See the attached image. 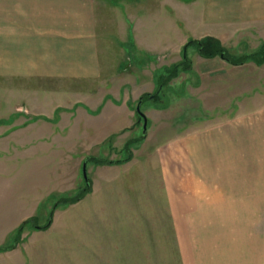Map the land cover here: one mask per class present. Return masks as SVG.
I'll use <instances>...</instances> for the list:
<instances>
[{
  "label": "rangeland",
  "instance_id": "1",
  "mask_svg": "<svg viewBox=\"0 0 264 264\" xmlns=\"http://www.w3.org/2000/svg\"><path fill=\"white\" fill-rule=\"evenodd\" d=\"M1 10L4 13L3 5ZM94 15L101 61L96 78L78 84L23 77L13 74L12 64L0 63V203L28 202L32 212L3 240L0 253L27 241L34 250L32 264H229L232 254L235 264L244 263L246 255L248 261L263 259L264 193L200 195L194 169L197 130L220 129L241 111L264 103V0H96ZM143 20L153 24L151 43L160 45L155 53L140 51ZM207 37L220 44L224 56L200 55L195 41ZM166 42L172 47H163ZM229 58L242 63L231 64ZM141 90L147 92L140 96ZM88 92H93L88 100L93 118L80 116L70 122L69 113L59 117ZM140 97L145 135L143 120L134 111ZM108 99L133 111L122 114L105 102ZM103 105H108V119L118 116V134L96 143ZM56 106L60 110L54 112ZM22 124L28 126L19 128ZM88 131L91 144L80 145L83 151L77 148L78 154L70 152L77 134L90 136ZM56 135L51 144L43 141ZM177 138L189 142L188 158L180 147H172ZM76 155L81 157L74 159ZM87 157L89 190L78 201L90 193L102 197L107 177L114 180L108 188L109 193L114 189V198H107L108 218L99 216L101 208L96 206L88 217L92 254L63 256L51 248L55 232L30 234L43 230L56 201L53 214L78 202L64 204L60 199L85 188L82 164ZM66 171H71L65 174L67 180L76 178L71 189L60 184L56 187L62 190L40 191L49 187L43 180ZM180 177L186 186L173 184ZM24 184L28 191H19ZM101 234L108 239L106 246Z\"/></svg>",
  "mask_w": 264,
  "mask_h": 264
},
{
  "label": "crops",
  "instance_id": "2",
  "mask_svg": "<svg viewBox=\"0 0 264 264\" xmlns=\"http://www.w3.org/2000/svg\"><path fill=\"white\" fill-rule=\"evenodd\" d=\"M0 1H4L0 4L1 6L3 5L4 10V13L2 10L0 12V63L12 64L13 74H20L23 77L68 79L78 84H80L78 82L80 80L87 81L96 78L97 65L101 62L98 54L94 15V1L96 0ZM120 8H118L119 12H121ZM119 14L123 15L122 12ZM121 22L125 23V20L121 18ZM142 25L143 28L138 30L144 37L142 41L144 49L140 50L139 45H136L135 48L146 54L148 52L155 53L157 51L156 47L158 48L160 45L154 44L155 42L151 43V37L154 39L155 36L152 29L153 24L151 20H143ZM165 38L168 39L167 36ZM163 47H172V44L166 42ZM164 50L167 51L166 48ZM119 89L121 90L120 86ZM78 90L72 91L77 92ZM146 92V90H141L138 94L141 96ZM91 95H93V92H88L84 97L80 95L83 98L68 106V110L60 111L59 117L61 118L69 113L72 115L68 119L70 122L79 120L78 117L80 116L86 119L87 117L93 118L94 115L90 112L92 103L88 102ZM105 102H108L109 106L113 108L121 109L120 113L122 114L125 109L129 113L133 111L129 105L125 106L122 102L114 103L109 99ZM58 109L59 107L53 109V111L56 112ZM107 109L108 105H103L99 109L101 115L98 118H101L102 126L98 135H94L96 143L118 134L115 129V126H118V116H111L112 118L108 119L105 114ZM26 126L22 124L19 128ZM56 126L61 128V124ZM76 126L81 128L82 124L76 123ZM112 128L115 130H112ZM88 132L90 134L92 131ZM57 135L51 138H43V141L51 144V140L54 142ZM196 141L195 157H197V166L194 172L197 181V191L200 195L204 192L215 193L222 191L225 193L235 191L264 193V103L257 108L241 111L220 129L213 127L197 130ZM91 142L92 134L90 136L82 134L78 136L77 134V138L74 141L75 146L70 152L78 154L77 148L83 151L80 145L91 144ZM187 144L189 142L185 138H177L172 147H180L181 155L184 154L185 158H188L189 150L186 149L188 148ZM80 157L76 155L74 159ZM70 172L67 173L66 171L63 175L54 172V178L42 181L49 187L41 188L40 191L48 193L50 189L51 192L55 191V189L62 190V187H56L60 184V186L68 184V188L71 189V185L76 178L73 177L71 180L69 177V180H67L65 174L70 175ZM122 178L124 177H121V181L123 180ZM113 181V179L108 177L105 179L102 197L101 195L97 197L94 193L88 194L81 201L69 206L68 209L55 212L50 227L32 231L33 233L30 235L40 236L47 234L49 236L55 232L54 235L56 236L52 237V239H55V243L51 240L50 244L53 247L48 245L47 248L59 249L60 255L63 256L69 254L91 255L93 238L87 235V225L90 222L88 217H91L92 209L96 206L101 208V211H97L99 216L104 213V216L108 218L109 211L107 208L109 203L107 198L109 196L114 198V195L111 194L115 192L112 189L109 193L108 188L111 184L113 185ZM51 182H55L53 187ZM175 182L180 187H183L186 186L187 181L180 177L173 184ZM117 183L118 181H116ZM133 184L134 181H130L131 190L135 191V185ZM15 187H18V185ZM17 189L21 192L24 189L28 191V186L27 184L20 185ZM217 206L221 207L223 205L217 204ZM8 213H13L16 216L11 218ZM0 214H4L0 216L1 245L7 235L16 230L24 219L32 215V212L29 209L28 202L25 204L19 202L18 205L14 204V206L4 202L0 203ZM25 234H28V232H23L21 237L24 238ZM101 241L103 246H106L108 239L107 237L103 238V234H101ZM29 243L27 241L20 243V246H15L12 250L0 253V264H32V258L30 257H32L34 250L32 247L29 248L27 245ZM68 248L72 249V251H68ZM263 251L264 247L261 248V253ZM233 255H231L229 264H235L237 261ZM248 259L249 257L246 255L245 262L238 264H264V257L255 261L253 259L248 261Z\"/></svg>",
  "mask_w": 264,
  "mask_h": 264
},
{
  "label": "trees",
  "instance_id": "3",
  "mask_svg": "<svg viewBox=\"0 0 264 264\" xmlns=\"http://www.w3.org/2000/svg\"><path fill=\"white\" fill-rule=\"evenodd\" d=\"M195 42L197 43V45L199 47L200 55H202L204 57L211 58V57L217 55L218 53L222 54L224 56V53L222 52V48H221L220 44L216 40H214L213 38L207 37L206 39H203V40H200V41H195ZM189 43H191V41ZM237 60L229 58L228 62L231 63V64H234V65H237V63H239V64L242 63V59H239V61H237ZM89 159H90V157H87L85 159L86 164H87ZM85 185H86L85 188L83 190H81L74 197H72V198H62V199H60V201L64 202V204H71V203L77 202L78 200H80L83 197L84 193L89 190V187H88L89 182L88 181H87V184H85ZM56 202H59V201H56ZM56 202H55V204L53 206V209H52L51 213L49 214V218H48L47 223L43 227H40V229H47L49 227V225L51 223V217H52V214H53V210L58 206V203H56ZM22 229H23V225H21L19 227L18 231H22Z\"/></svg>",
  "mask_w": 264,
  "mask_h": 264
},
{
  "label": "water",
  "instance_id": "4",
  "mask_svg": "<svg viewBox=\"0 0 264 264\" xmlns=\"http://www.w3.org/2000/svg\"><path fill=\"white\" fill-rule=\"evenodd\" d=\"M142 102V99L140 98L138 100V103L136 104L135 107V111L136 113L142 118L143 120V125H142V130H143V135L145 134L146 131V117L144 116V114L140 111V104ZM82 174L84 176V180L85 182H87V177H86V161L83 162L82 164Z\"/></svg>",
  "mask_w": 264,
  "mask_h": 264
}]
</instances>
